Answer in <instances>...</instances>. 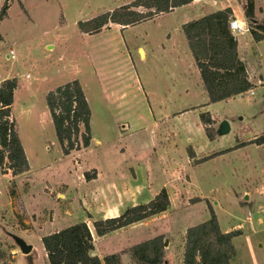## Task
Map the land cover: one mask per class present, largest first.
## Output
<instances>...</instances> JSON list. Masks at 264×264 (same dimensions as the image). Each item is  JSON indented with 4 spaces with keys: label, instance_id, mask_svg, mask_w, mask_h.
<instances>
[{
    "label": "rangeland",
    "instance_id": "rangeland-1",
    "mask_svg": "<svg viewBox=\"0 0 264 264\" xmlns=\"http://www.w3.org/2000/svg\"><path fill=\"white\" fill-rule=\"evenodd\" d=\"M133 1L0 0V80H18L12 112L30 165L29 172L14 178L0 168V264H49L42 238L86 218L72 189L60 185L79 157H64L46 103L50 91L74 80L81 83L91 107L92 136L101 142L79 164L116 165L117 173L124 164L145 167L150 186L160 187L158 193L166 187L171 201L169 211L102 239L95 234V219L87 217L101 259L120 254L122 264H132L128 248L163 235L168 240L164 264H183L185 232L207 221L211 207L223 232H241L233 239L236 256L231 264H264V145L250 144L264 135V86L254 95L247 92L210 104L180 25L228 4L243 20L242 7L236 0H200L123 29L109 24L93 35L79 31L80 21ZM260 2L255 0L259 21L264 16ZM239 39L248 40L240 44L245 67L255 70L259 64L264 77V40L252 41L249 32ZM163 47L180 51L178 67L173 68L171 57H162ZM172 82L178 93L184 88V95L182 105L169 110H189L192 117L191 111L201 108L199 128H181L171 117L164 125L157 121L159 129L153 127L147 101L157 110ZM205 113L213 120L207 132L201 121ZM224 120L231 132L218 137ZM164 129L169 130L167 140ZM171 138L178 142L175 150L167 147ZM242 143L247 145L238 147ZM206 157L212 158L198 164ZM13 235L33 246L30 255L21 253Z\"/></svg>",
    "mask_w": 264,
    "mask_h": 264
},
{
    "label": "trees",
    "instance_id": "trees-1",
    "mask_svg": "<svg viewBox=\"0 0 264 264\" xmlns=\"http://www.w3.org/2000/svg\"><path fill=\"white\" fill-rule=\"evenodd\" d=\"M193 1L134 0L90 20L80 21L78 29L83 34L93 35L100 33L109 24L124 28L134 26ZM238 1H244V16L252 38L256 42L264 40V21L255 20V1ZM6 10L7 3L4 14ZM233 18V11L228 7L183 25L189 50L199 69L210 104L253 89L239 55L238 41L230 30L229 23ZM18 88L17 78L0 82V168L3 174L11 173L13 178L30 170L12 112ZM46 103L63 154L67 156L72 151L88 148L92 140V111L81 83L74 80L55 88L47 94ZM201 121L207 132L208 126L213 123L210 113L201 114ZM250 144L264 145V135L255 138ZM243 145L247 144L242 143L238 147ZM190 154L194 157L193 153ZM218 154L220 153L212 157ZM212 157H206L198 164ZM91 173L84 174L86 180L95 178V171ZM12 184L13 180L11 186ZM12 194L15 192L11 189L10 195ZM170 208L169 194L163 188L147 203L130 206L117 217L94 220L95 234L106 237L167 212ZM185 234L183 264H231L236 256L233 239L241 232H223L215 211L210 207V218L188 228ZM164 239L163 235L156 236L128 248L125 253L129 255L132 264H164ZM42 243L49 264H122L120 254L106 255L103 259L94 255V237L86 222H79L46 235L42 238Z\"/></svg>",
    "mask_w": 264,
    "mask_h": 264
},
{
    "label": "crops",
    "instance_id": "crops-1",
    "mask_svg": "<svg viewBox=\"0 0 264 264\" xmlns=\"http://www.w3.org/2000/svg\"><path fill=\"white\" fill-rule=\"evenodd\" d=\"M199 1L200 0H194L192 3H190L188 5L174 9L173 11L169 12V14L172 12H175L181 8L191 6V5H193ZM236 1L242 7V16L244 17L243 20H242V17L236 13L235 9L229 4L224 6L223 8H221L219 10H223V9L229 7L233 11V17L234 18L239 19V21H241L244 24L245 23L248 24L246 19H245L244 11H243L244 1H238V0H236ZM120 6H123V5H120ZM255 6H256V4H255ZM259 9H260L261 14L264 15V0H261L260 5H259ZM209 14H211V13H209ZM165 15H167V13L158 15L153 19H158V18H161ZM204 16H206V15H204ZM204 16H202V17H204ZM202 17H200V18H202ZM200 18L181 22L180 25H182L181 26L182 32H183V25H185L188 22L198 20ZM153 19H151V20H153ZM257 21H259V20H257ZM262 21H264V16L260 22H262ZM145 22H147V21H145ZM117 26L121 27L122 29L124 28L120 25H117ZM183 34H184V32H183ZM249 35L251 37V40L254 41V39L252 38L250 33H249ZM184 38H185V35H184ZM185 40H186V38H185ZM237 41H238V49H239V55H240V51H241V49H243L242 48L243 44L242 45H240V44L244 43V42H248V40L244 39V41L242 42L241 39H239V37H238ZM254 42H256V41H254ZM186 43H187V40H186ZM246 45L248 48V43H246ZM187 46H188V43H187ZM188 50H189V46H188ZM141 51L143 52L142 58H146V50L143 47H140L139 52L141 53ZM179 52L180 51H178V49L177 50L167 49V48L165 49V47H163L162 57L163 58L171 57L170 62L172 63L173 68H176V67H178V58L180 56ZM189 52H190V50H189ZM190 54H191V52H190ZM191 56H192V54H191ZM241 60L244 61L243 58H241ZM194 62H195V60H194ZM195 65H196V63H195ZM259 67H260L259 64H257L255 70L254 69L250 70L249 67H246V73L248 75L249 82L253 85V89H251L253 91H255V89H257L259 87L264 86V77H263V74L260 71H258ZM199 74H200V72H199ZM130 77H132V76H130ZM174 77H175L174 74L170 73V78L174 79ZM2 81L3 80H0V82H2ZM182 84H184L183 80H182ZM202 86H203V83H202ZM181 88H183V87H181ZM203 88H204V86H203ZM183 91H184V88L182 91H180L178 93L175 89V84H173V82H172L170 87L167 88L168 93L165 94L167 97L160 101L157 110L153 109V107H152L153 104H152L151 100L148 99L147 102H148L149 108H148L147 115L154 117L153 127H155L156 130L160 128V124L157 121H161V124L164 125V124L171 122L168 119L169 117H171V119L177 121L181 128L184 127L186 129H189L190 131H191V128H193V126H195L196 128L200 127V124L198 121V116L200 115L201 108L191 111L194 115L192 117H189V116H191L189 110H183L180 112H174V111L169 110V109H171L172 106H178V105L181 106L182 105V101H183L182 98L184 95ZM186 91H187V89H186ZM249 93H250V91H249ZM155 101L158 102L157 100H155ZM112 103L115 104L116 103L115 100ZM204 105H207V103L205 102L201 106H204ZM119 108H121V107H119ZM155 114H158V116H160V117L155 118ZM92 116H93V114H92ZM161 116H163V117L165 116V117L162 118ZM122 128H123V132L127 131L126 125L123 126ZM91 133H92V117H91ZM131 135H133V133H131L129 136H131ZM162 137L165 138L166 140H167V138L170 137L168 129H164V133L162 134ZM171 137L176 138V136H174V134ZM175 138L174 139L171 138V140H169V142L167 141L168 142L167 147H171L174 150L178 147V142ZM95 144L100 145L101 142L99 140H95L94 137L92 136L91 144L88 148H84V149L82 148L81 150L72 151L69 155H67V156L64 155V157L66 159H68V161L69 160L70 161L75 160L76 157H79L78 160L80 161L81 156H82L81 159H84L85 154L90 152L93 148V145H95ZM150 144H151V142H150ZM161 145H162V147H166L167 144L164 143V140H163ZM125 153L118 152V154H120V155L121 154L125 155ZM79 161L75 160V164L73 165V167L71 165V168L68 169L67 182H65V180L64 181L60 180V185H62L64 187L67 186L68 188L72 189L71 193L73 192L75 194V196L77 197L80 208L82 209L81 211L84 213V215L86 217L83 219V222L87 223V219H88L87 217H90V219H93V220L94 219L95 220L100 219V218L106 219V218L117 217L127 207L135 206L137 204L146 203V202L150 201L158 193V191H159L158 189H160V187L157 189H154L153 187L150 186L151 184H150L148 176L146 177V175H144V171H146L145 167H142L139 170H137V168L135 169L133 165L127 166L126 164H124L123 167L121 165L120 172L117 173L116 167H115L116 165H111V164L105 165V164H101V163L100 164L91 163V164H87V165L84 164L85 167H83L84 165L83 166L80 165ZM80 168H83V169H80ZM90 170H95L96 176H95V178H93L91 180H86L84 177V173L86 171H90ZM58 196H63L64 199H67L66 194H63V195L58 194ZM98 238L102 239L104 237H98ZM94 242H95V254L100 257V255L97 253V249H96L97 246H96L95 237H94Z\"/></svg>",
    "mask_w": 264,
    "mask_h": 264
},
{
    "label": "water",
    "instance_id": "water-1",
    "mask_svg": "<svg viewBox=\"0 0 264 264\" xmlns=\"http://www.w3.org/2000/svg\"><path fill=\"white\" fill-rule=\"evenodd\" d=\"M141 54L143 55L142 51H141ZM230 132H231V125H230L229 121H227V120L222 121L218 125V128L216 130V134L218 137L227 136L228 134H230ZM12 238L14 239L16 245L19 247V249L23 255L28 256L31 254V252L33 250L32 245L28 244L24 239L18 237L17 235H13ZM167 245H168V240L165 241V247Z\"/></svg>",
    "mask_w": 264,
    "mask_h": 264
},
{
    "label": "built area",
    "instance_id": "built-area-1",
    "mask_svg": "<svg viewBox=\"0 0 264 264\" xmlns=\"http://www.w3.org/2000/svg\"><path fill=\"white\" fill-rule=\"evenodd\" d=\"M229 25H230V30L232 31V33L236 37V39H238V37H240V36H243L245 33L249 32V30H250L248 24L242 23L237 18L231 19ZM10 54L13 56L12 50L10 51ZM247 79H248V75H247ZM248 81H249V79H248ZM250 94L254 95L255 92L253 90H250Z\"/></svg>",
    "mask_w": 264,
    "mask_h": 264
}]
</instances>
